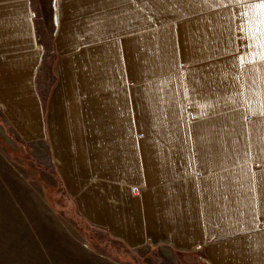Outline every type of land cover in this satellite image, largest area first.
I'll return each instance as SVG.
<instances>
[{
    "label": "crops",
    "instance_id": "crops-1",
    "mask_svg": "<svg viewBox=\"0 0 264 264\" xmlns=\"http://www.w3.org/2000/svg\"><path fill=\"white\" fill-rule=\"evenodd\" d=\"M255 2L56 0L57 80L42 96L32 1L0 0V104L23 138L49 142L87 222L131 248L264 264Z\"/></svg>",
    "mask_w": 264,
    "mask_h": 264
},
{
    "label": "rangeland",
    "instance_id": "rangeland-1",
    "mask_svg": "<svg viewBox=\"0 0 264 264\" xmlns=\"http://www.w3.org/2000/svg\"><path fill=\"white\" fill-rule=\"evenodd\" d=\"M31 1L43 46L36 85L47 96L57 80L56 0ZM0 264L212 263L203 248L190 253L169 245L131 248L87 222L66 190L49 142L23 138L0 104Z\"/></svg>",
    "mask_w": 264,
    "mask_h": 264
},
{
    "label": "snow or ice",
    "instance_id": "snow-or-ice-1",
    "mask_svg": "<svg viewBox=\"0 0 264 264\" xmlns=\"http://www.w3.org/2000/svg\"><path fill=\"white\" fill-rule=\"evenodd\" d=\"M252 8H255L260 13V20L261 24H264V0H256L254 4L251 5Z\"/></svg>",
    "mask_w": 264,
    "mask_h": 264
},
{
    "label": "built area",
    "instance_id": "built-area-1",
    "mask_svg": "<svg viewBox=\"0 0 264 264\" xmlns=\"http://www.w3.org/2000/svg\"><path fill=\"white\" fill-rule=\"evenodd\" d=\"M138 191H139L138 188H134V189H133V192H134V193H137Z\"/></svg>",
    "mask_w": 264,
    "mask_h": 264
},
{
    "label": "bare ground",
    "instance_id": "bare-ground-1",
    "mask_svg": "<svg viewBox=\"0 0 264 264\" xmlns=\"http://www.w3.org/2000/svg\"><path fill=\"white\" fill-rule=\"evenodd\" d=\"M139 189V188H138ZM139 192V191H138ZM174 258V257H173Z\"/></svg>",
    "mask_w": 264,
    "mask_h": 264
}]
</instances>
